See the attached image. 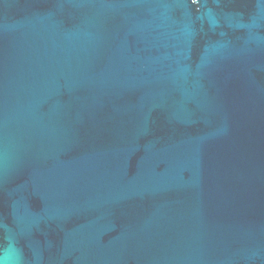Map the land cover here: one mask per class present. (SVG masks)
<instances>
[{
  "label": "water",
  "instance_id": "obj_1",
  "mask_svg": "<svg viewBox=\"0 0 264 264\" xmlns=\"http://www.w3.org/2000/svg\"><path fill=\"white\" fill-rule=\"evenodd\" d=\"M0 264H264V0H0Z\"/></svg>",
  "mask_w": 264,
  "mask_h": 264
}]
</instances>
